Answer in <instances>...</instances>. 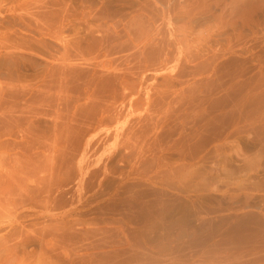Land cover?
<instances>
[{
	"label": "rangeland",
	"instance_id": "obj_1",
	"mask_svg": "<svg viewBox=\"0 0 264 264\" xmlns=\"http://www.w3.org/2000/svg\"><path fill=\"white\" fill-rule=\"evenodd\" d=\"M0 264H264V0H0Z\"/></svg>",
	"mask_w": 264,
	"mask_h": 264
},
{
	"label": "bare ground",
	"instance_id": "obj_2",
	"mask_svg": "<svg viewBox=\"0 0 264 264\" xmlns=\"http://www.w3.org/2000/svg\"><path fill=\"white\" fill-rule=\"evenodd\" d=\"M165 1H166V0H165ZM167 1H168V0H167ZM261 1H262V0H261ZM243 2H244V1H243ZM174 4H175V3H174ZM177 4H179V3H177ZM183 4H184V2H183ZM187 5H188V4H187ZM92 6H93V5H92ZM167 6H168V5H167ZM167 6H166V7H167ZM170 6H171V5H170ZM170 6H169V7H170ZM184 6H185V5H184ZM93 7H94V6H93ZM179 7H181V6H179ZM174 8H176V7H174ZM174 8L171 7L170 10H172V9L175 10ZM134 9H135V8H134ZM166 9H167V8H166ZM185 9H186V8H185ZM164 10H165V7H164ZM164 10H163V12H166V11H164ZM179 10H180V9H179ZM179 10H178V12H179ZM91 11L94 12L95 10H91ZM91 11L89 10V13H90ZM96 11H97V10H96ZM142 11H143V10L141 9V7H138V8H137V10L135 11V12H136V15H135L136 18H137L138 16H140V15L143 13ZM188 11H189V10H188ZM84 12H85V11H84ZM168 12H169V11H168ZM171 12H172V11H171ZM178 12H177V13H178ZM181 12H182L183 14H185V13H184L185 11H184V12L181 11ZM190 12H191V11L187 12V15H188V13H190ZM81 13H82V12H81ZM89 13H88V14H89ZM94 13H95V12H94ZM94 13H93V14H94ZM96 13H97V12H96ZM91 14H92V12H91ZM93 14H92V17H93ZM152 14H153V13H152ZM169 14H170V13H169ZM175 14H176V13H175ZM175 14H174V16H175ZM179 14H180V13H179ZM97 15H98V14H97ZM153 15H154V14H153ZM153 15H152V16H153ZM163 15H164V14H163ZM177 15H178V14H177ZM187 15L185 16L186 19H187V24H186L185 20H184V24H183V25H186L187 27H186V26H183V25L179 26L180 24L178 25L179 28H178V27H177V28L175 27L176 29H178V30H177L178 35L174 37V38H175L174 40H175L176 44L179 45V48H181L182 50L185 49V48H186L187 50H188V49H189V50L191 49V48L189 47V46H190L189 43H190L191 41L189 42V39H188V38H190V35H192V34L194 35V34H197V33H198L199 36H200V34L202 35V33H204V31H202L203 29H202V30H198L197 28H195V26L193 27L190 23H188L189 20H188V18H187V17H188ZM82 16H84V18H85V17H86V14H85V15L82 14ZM82 16H81V17H82ZM87 16H89V15H87ZM90 16H91V15H90ZM94 16H96V15H94ZM166 16H167V15H166ZM166 16H165V17H166ZM170 16H171V15H170ZM179 16H180V15H179ZM179 16H178V17H179ZM183 17H184V16H183ZM183 17H181V18H183ZM190 17H191V16H190ZM190 17H189V18H190ZM196 17H197V16H196ZM90 18H91V17H89L88 19H90ZM95 18H96V17H95ZM136 18H135V17H132V19L129 20V21H130V24H131V22H133L132 24L135 23V24L138 25V26H136V25H135V26H136V27H139V28H136V27L134 26L135 28L133 29V31H134L135 29H137L136 31H142V29H141L142 27L140 26V23H141V22L138 23ZM176 18H177V17H176ZM181 18H180V19H181ZM194 18H195V16H194ZM194 18H193V19H194ZM107 19H108V17H107ZM139 19H140V18H139ZM151 19H153V17H152ZM154 19H155V18H154ZM154 19H153V21H156V20H154ZM168 19H169V18H168ZM177 19H178V18H177ZM184 19H185V18H184ZM218 19H219V18H218ZM94 20H95V19H94ZM147 20H148V24H150L151 22L149 21V18H148ZM171 20H172V19H171ZM181 20H182V19H181ZM90 21H91V19H90ZM90 21L88 20V22H90ZM161 21H162V20H161ZM168 21H169V20H168ZM174 21H175V20H174ZM176 21H177V20H176ZM79 22H80V21H79ZM115 22H116V21H115ZM179 22H180V21H179ZM181 22H182V21H181ZM190 22H191V21H190ZM192 22H193V21H192ZM196 22H197V21H196ZM59 23H60V21H59ZM90 23H91V22H90ZM92 23H93V21H92ZM92 23H91V24H92ZM100 23H101V22H100ZM105 23H106V22H105ZM105 23H104V24H105ZM117 23H118V21H117ZM117 23H116V24H117ZM127 23H129V22L127 21L125 24H127ZM146 23H147V22H146ZM171 23H172V21H171ZM173 23H174V22H173ZM69 24H70V23H69ZM113 24H114V23H113ZM116 24H115V26H116ZM132 24H131V25H132ZM148 24H147V25H148ZM156 24H157V23H156ZM156 24H155V25H156ZM181 24H182V23H181ZM192 24H193V23H192ZM195 24H196V23H195ZM202 24H203V23H202ZM209 24H210V23H209ZM212 24H213V23H212ZM95 25H96V24H95ZM102 25H103V23H102ZM102 25H100L101 27H100L99 25H97V26H99L100 29H101V28L103 27ZM127 25H128V24H127ZM151 25H152V26H151ZM151 25H150L149 27L153 28V25H154L153 22H152ZM170 25H171V24H170ZM175 25H176V24H175ZM129 26H130V25H129ZM156 26H157V25H156ZM171 26H172V25H171ZM176 26H177V25H176ZM199 26H200V25H199ZM201 26H202V25H201ZM217 26H218V25H217ZM68 27H69V26H68ZM99 27H98V28H99ZM124 27H126V26L124 25ZM132 27H133V25L131 26V28H129L130 31H129V29L126 30V32H127V33L125 32V34H127L126 36H130L129 34H130L131 31H132V30H131ZM154 27H155V26H154ZM213 27H214V26H213ZM56 28H57V27H56ZM58 28H59V27H58ZM77 28H78V27H76V29H77ZM79 28H80V27H79ZM94 28H95V27H94ZM103 28H104V27H103ZM116 28H117V27H116ZM126 28H128V27H126ZM193 28H195L196 30H194ZM199 28H200V27H199ZM202 28H203V27H202ZM214 28H215V27H214ZM59 29H60V28H59ZM92 29H93V28H92ZM140 29H141V30H140ZM200 29H201V28H200ZM204 29H205V28H204ZM107 30H108V29H107ZM111 30H112V29H111ZM111 30H110V31H111ZM116 30H117V29H116ZM153 30L155 31L156 29L153 28L152 31H153ZM211 30H212V29H211ZM211 30H210V31H211ZM56 31H57V30H56ZM58 31H59V30H58ZM79 31H80V30H79ZM108 31H109V30H108ZM113 31H114V30H113ZM128 31H129V34H128ZM133 31H132V32H133ZM154 31H153V32H154ZM210 31H209V32H210ZM212 31H214V30H212ZM212 31H211V32H212ZM92 32H93V31H92ZM116 32H117V31H116ZM134 32H135V31H134ZM159 32H160V30H159ZM175 32H176V31H175ZM200 32H201V33H200ZM209 32L207 31V32H205V33L208 34ZM76 33H77V32H76ZM136 33H139V32H135V34H136ZM168 33H169V32H168ZM205 33H204V35H205ZM58 34H59V32H58ZM58 34H57V35H58ZM60 34H61V31H60ZM60 34H59L58 36H61ZM100 34L102 35V33H100ZM141 34L143 35V33H141ZM153 34H155V33H152V32H151V29H150V33H146V34H145V36H146V35L148 36V37H145L147 42L141 40V42H139V43H140L141 45H143V46H140V45H138V46H139L140 48H141V47L144 48V46L147 45L146 43L149 44L150 41H151V44H153V41L155 40L154 37L157 36V35L155 34V36L152 37ZM169 34H170V33H169ZM176 34H177V33H175V35H176ZM209 34H210V33H209ZM212 34H213V33H212ZM72 35H73V34H72ZM68 36H69V35H68ZM109 36H110V35H109ZM120 36H121V35H120ZM133 36H134V35H133ZM136 36H138V34H136ZM139 36H140V33H139ZM139 36H138V37H139ZM162 36H163V35H162ZM172 36H173V35H172ZM194 36L196 37V35H194ZM208 36H209V35H206V37H208ZM217 36H218V35H217ZM200 37H201V36H200ZM203 37H204V36H203ZM203 37H202V38H203ZM209 37H210V36H209ZM218 37H219V36H218ZM56 38H58V37H56ZM59 38H60V37H59ZM62 38H63V37H62ZM93 38H94V36H93ZM139 38H144V36H143V37L140 36ZM145 38H144V40H145ZM162 38H163V37H162ZM191 38H192V37H191ZM196 38H197V37H196ZM60 39H61V38H60ZM72 39H73V38H72ZM95 39H96V38H95ZM105 39H106V38H105ZM110 39H112V38H110ZM110 39H109V40H110ZM136 39H137V38H136ZM169 39H170V38H169ZM56 40H57V39H56ZM69 40H70V39H69ZM96 40H97V39H96ZM100 40H101V39H100ZM122 40H123V39H122ZM125 40H126V39H125ZM137 40H138V39H137ZM139 40H140V39H139ZM172 40H173V39H172ZM172 40H171V41H172ZM191 40L193 41V39H191ZM196 40H197V39H196ZM204 40H205V38H204ZM135 41H136V40H135ZM200 41H201V40H200ZM208 41H209V40H208ZM60 42H61V41H60ZM74 42H75V41H74ZM156 42H158V41H156ZM194 42H195V41H194ZM210 42H211V40H210ZM134 43H135V42H134ZM136 43L139 44L137 41H136ZM166 43H167V42H166ZM195 43H197V42H195ZM205 43H206V42H205ZM86 44H87V43H86ZM116 44H117V43H116ZM172 44H173V46L176 45L174 42H173ZM172 44H171V45H172ZM198 44H199V43H198ZM200 44H201V43H200ZM210 44H211V43H210ZM221 44H222V43H221ZM96 45H97V44H96ZM120 45H121V43H120ZM122 45H123V44H122ZM168 45H169V44H168ZM207 45H208V44H207ZM89 46H90V45H89ZM114 46H115V45H114ZM138 46H136V47H138ZM198 46H199V45H198ZM209 46H210V45H209ZM131 47H132V46H131ZM146 47H147V46H146ZM150 47H151V46H150ZM166 47H167V46H166ZM174 47H176V46H174ZM194 47H195V46H194ZM93 48H94V47H93ZM96 48H97V47H96ZM103 48H104V47H103ZM107 48H108V47H107ZM115 48H116V47H115ZM167 48H168V47H167ZM78 49H79V48H78ZM104 49L106 50V48H104ZM137 49H138V48H137ZM157 49H158V48H157ZM163 49H164V48H163ZM163 49H162V50H163ZM171 49H172V48H171ZM186 49H185V50H186ZM196 49H197V48H196ZM202 49H203V48H202ZM65 50H66V49H65ZM88 50H89V49H88ZM132 50H133V49H132ZM132 50H130V51H132ZM139 50H142V49H139ZM177 50H178V48H177ZM197 50H198V49H197ZM204 50H206V49H204ZM204 50H203V51H204ZM103 51H104V50H103ZM106 51H107V50H106ZM112 51H113V50H112ZM115 51H116V50H115ZM128 51H129V50H128ZM137 51H138V50H137ZM158 51H159V50H158ZM160 51H161V50H160ZM170 51H171V50H170ZM179 51H180V50H179ZM63 52H64V51H63ZM83 52H84V51H83ZM110 52H111V50H110ZM110 52H109V53H110ZM145 52H146V51H145ZM148 52H149V51H148ZM155 52H156V51H155ZM162 52H163V51H162ZM190 52H191V51H190ZM196 52H197V51H196ZM102 53H103V52H102ZM102 53L100 52L99 55H98L97 57L95 56L96 58L94 57V58H95V61L97 62V65H100L101 67H103V66L106 67V66H107V68L104 67L105 69L112 68V67H110V66L112 65V62H111L112 59L109 60L110 57H108V51H107L106 54H104V53L102 54ZM133 53H134V52H133ZM164 53H165V52H164ZM185 53H186V52H185ZM111 54H113V53H111ZM121 54H122V53H121ZM140 54H141V53H140ZM146 54H147V53H146ZM166 54H167V53H166ZM172 54H173V53H172ZM196 54H197V53H196ZM61 55H63V54H61ZM66 55H67V54H66ZM95 55H96V54H95ZM123 55H124V54H123ZM142 55H143V54H142ZM161 55H162V54H161ZM64 56H65V55H64ZM109 56H110V55H109ZM111 56H112V55H111ZM114 56H115V55H114ZM121 56H122V55H121ZM159 56H160V55H159ZM169 56H170V55H169ZM149 57H150V56H149ZM167 57H168V56H167ZM188 57H189V56H188ZM59 58H60V57H59ZM65 58H67V57H64V59H63V57H61L60 60H58V59H57V60H58V61H61V60H64V61H65ZM81 58H82V57H81ZM164 58H165V56H164ZM168 58H169V57H168ZM127 59H128V58H127ZM165 59H166V58H165ZM165 59H164V60H165ZM170 59H171V58H170ZM174 59H175V57H174ZM176 59H177V58H176ZM125 60H126V59H125ZM167 60H168V59H167ZM178 60H179V59H178ZM183 60H184V59H183ZM87 61H88V60H87ZM126 61H127V60H126ZM144 61H146V60H144ZM162 61H163V60H162ZM176 61H177V60H176ZM190 61H191V60H190ZM66 62H67V61H66ZM57 63H58V62H57ZM59 63L61 64V62H59ZM88 63H90V62H88ZM118 63H119V62H118ZM60 64H59V65H60ZM127 64H128V63H127ZM95 65H96V63H95ZM123 65H124V64H123ZM148 65H149V64H148ZM63 66H64V65H63ZM66 66H67V65H66ZM66 66H65V67H66ZM100 66H99V67H100ZM112 66H113V65H112ZM91 67H92V66H91ZM97 67H98V66H97ZM146 67H147V66H146ZM115 68H116V67H115ZM109 70H110V69H109ZM121 70H122V69H121ZM146 70H147V69H146ZM111 71H112V70H111ZM111 71H110V72H111ZM119 71H120V70H119ZM112 72H113V71H112ZM56 73H57V72H56ZM95 73H96V72H95ZM108 74H109V73H108ZM59 76H60V75H59ZM95 76H96V75H95ZM114 76H115V75H114ZM115 77H116V76H115ZM104 78H105V77H104ZM99 87H100V86H99ZM58 89H59V87H58ZM58 92H59V91H58ZM97 92H98V91H97ZM92 94H93V93H92ZM114 112H115V111H114ZM103 113H104V112H103ZM111 114H112V113H111ZM114 120H115V119H114ZM97 125H98V124H97ZM107 125H108V124H107ZM100 126H101V125H100ZM100 128H101V127H100ZM101 132H102V131H101ZM103 133H104V132H103ZM99 141H100V140H99ZM120 141H121V139H120ZM123 141H124V140H123ZM127 141H128V140H127ZM105 142H106V141H105ZM93 144H94V143H93ZM123 144H124V143H123Z\"/></svg>",
	"mask_w": 264,
	"mask_h": 264
}]
</instances>
